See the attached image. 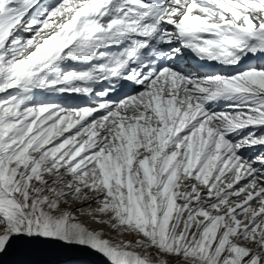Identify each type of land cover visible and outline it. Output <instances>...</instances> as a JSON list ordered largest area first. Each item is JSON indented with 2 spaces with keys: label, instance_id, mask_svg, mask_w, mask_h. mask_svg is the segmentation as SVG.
Segmentation results:
<instances>
[{
  "label": "snow or ice",
  "instance_id": "1",
  "mask_svg": "<svg viewBox=\"0 0 264 264\" xmlns=\"http://www.w3.org/2000/svg\"><path fill=\"white\" fill-rule=\"evenodd\" d=\"M38 5L0 0V264H264V0Z\"/></svg>",
  "mask_w": 264,
  "mask_h": 264
},
{
  "label": "bare ground",
  "instance_id": "2",
  "mask_svg": "<svg viewBox=\"0 0 264 264\" xmlns=\"http://www.w3.org/2000/svg\"><path fill=\"white\" fill-rule=\"evenodd\" d=\"M57 2V0H40V5H42L43 7L41 8V11H46L47 6L49 5H53ZM40 5H38V7H40ZM24 36H29L31 35L30 33H21ZM194 59L195 57L191 56V54H189L188 56V60L187 63L190 67L191 70H193V74H197V75H203L205 74L204 72H202L204 70L203 67V63L208 64L211 71H215L219 68L218 65L214 64V63H207V62H200L196 65H194ZM247 62V61H246ZM245 62V63H246ZM255 63V62H253ZM210 72V71H209ZM131 89H129L127 86L120 88L119 91L115 92L114 94H112L109 98L110 99H118V98H122L127 92H130ZM43 96H41V94H38V99L39 100H43L44 98L47 99V101L50 100V98L54 99V103H59L65 106H79L82 105L84 106L85 104H90L93 103L94 101L88 100L86 98H81L79 96L76 95H68V94H46V93H42ZM38 259V257H35Z\"/></svg>",
  "mask_w": 264,
  "mask_h": 264
},
{
  "label": "rangeland",
  "instance_id": "3",
  "mask_svg": "<svg viewBox=\"0 0 264 264\" xmlns=\"http://www.w3.org/2000/svg\"><path fill=\"white\" fill-rule=\"evenodd\" d=\"M27 37V36H26ZM39 94H41V96H43L42 95V93H39ZM44 101H47V99H43ZM50 102H53L54 101V99L52 98H50V100H49ZM79 106H82V105H79ZM91 227H93V228H101V227H105V226H103V225H97V224H91ZM113 235H114V233H113ZM125 238H127V239H132L133 237H131V236H126ZM60 257H57V256H42V257H38V259H59ZM37 259V258H36Z\"/></svg>",
  "mask_w": 264,
  "mask_h": 264
}]
</instances>
